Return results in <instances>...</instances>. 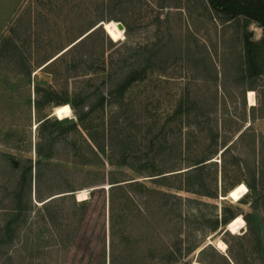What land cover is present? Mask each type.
I'll return each mask as SVG.
<instances>
[{
	"label": "trees",
	"instance_id": "16d2710c",
	"mask_svg": "<svg viewBox=\"0 0 264 264\" xmlns=\"http://www.w3.org/2000/svg\"><path fill=\"white\" fill-rule=\"evenodd\" d=\"M136 1L91 0L89 4L94 8L88 10L101 11V14L81 18L79 5L75 0H48V3L45 0H37V7L50 6L47 9L51 13H56L66 5L68 6L65 16L62 18L68 23L64 35L61 32L54 35L46 32L42 27L48 20L42 11H38L37 47L40 46L37 56L38 68L50 69L47 72L53 76V79L62 74L58 71L61 67L65 69L67 73L65 78L68 79L80 75L95 76L106 72L110 75H105L94 84L92 77L89 76L85 80L87 83L74 86L71 94L64 91L69 99L65 98V100L56 102L55 105L69 104L76 118L71 123L61 122L63 119L51 118V113L40 118L38 125H41V130L50 126L54 128L55 132L52 131L48 137H45L44 132L40 131L41 140L35 147L39 159L33 161L32 158L19 157L14 158L13 161L12 155L0 152L2 161H6L11 173L16 175L14 178L16 179L15 187L9 194L6 189L7 181H5V186H0L3 189L0 191V206H6L3 201L8 196L11 197L12 206H16L9 218L3 219L0 224V249L10 242L13 235L18 232L31 207L40 204L41 207L46 208L45 205H49L56 198L73 195L79 188L69 179L72 175L83 172L90 177V180L82 185L84 188H90L89 195L91 197L100 190L107 194V206L102 208L104 211L103 244L98 251L96 264H176L200 246V242L193 241L191 236L194 229L201 227L203 222L212 223L211 232L222 230L220 227L226 226V229L231 233L241 230L246 223L247 230L239 239V248L233 250L228 245L227 257L223 254L220 255L226 264H240L239 257L242 253L250 255L262 251V239L257 233L251 213L245 214L244 218L241 214L226 217L222 211L227 208H221L220 216L216 215L212 219L205 216L198 219L196 216L198 221L192 226L191 218L194 215L182 214L183 205H213L202 200L149 187L140 178H147L155 183L162 180L158 184L165 187L208 198H217V190H210L204 181L203 173L209 166L216 163L213 158L218 152L221 155L228 153L236 142L247 137L254 150H258L259 160L254 162V170L258 174L259 183L263 184L258 187L257 183L245 182L250 193L255 194L257 199L261 200L264 210V134L257 132L251 123L246 124L248 119L253 121L256 118L264 117V115H253L255 106L247 105L246 99L247 91L251 90L246 87L247 81L256 78L261 73L260 61L264 54V0H206L210 10L217 15H222L224 17L222 20L225 23L243 17L246 23H258L263 33L258 42L253 41L246 33L242 36L240 61L231 83L241 88L238 99L244 115L239 117L234 114L228 115L227 112L222 113L221 123L232 122L235 124V134L230 141L223 142L220 149L217 148V127H211L208 124L209 119L203 120L207 124L197 130L204 134L206 143L202 144L201 140L197 142L192 140L190 136L194 137L195 129H188L185 145L182 144L181 139L174 138L172 140L170 137L171 134L181 133V115L188 116L193 108L197 107L188 96L185 99H178L171 113L158 111L155 108L158 105L153 106L154 109L150 108L151 103L146 101L147 98L140 99L138 96L128 98L129 90L135 85L143 84L150 71L164 69L161 63L164 62L162 56L165 54L166 45L163 43L151 49L146 44L139 45L135 53L130 52L123 60L98 61L96 59L95 68H89L94 65V62L84 59L85 56L90 55L89 50L93 52L98 46L103 49L108 44L109 46L115 45L113 40L123 38V31L115 21L122 22L126 43H129L130 32L134 30L139 18H133L128 12ZM56 17L61 19L62 16L57 14ZM58 19L54 24H58ZM103 23L109 35L102 27ZM2 40L3 47L0 49V53L4 51L5 47L17 48L16 44L9 41L8 38H6L7 41L5 38ZM8 41L10 45H8ZM169 42L172 43L173 40L171 39ZM126 47L131 48L130 45H126ZM52 51L55 52L52 53ZM206 53L210 58V52L206 50ZM139 55L140 57H138ZM209 64L213 68L217 80V75L221 73L222 76V72L217 71V67L211 64V60ZM159 65H161L160 68H158ZM78 69L81 74L71 75V71ZM217 87L225 88L222 79L220 85L216 84L215 87L214 108L220 100L225 105V96L219 98ZM40 92H44L45 95L43 98L39 96L35 102L37 113L44 105L53 101V96L59 97L58 91L53 86L48 89L37 86V95ZM211 109L213 110V108ZM207 113L208 110H205L195 115L207 117ZM52 119L53 121H51ZM95 121L97 122L95 123ZM170 124H174L175 127L169 126ZM80 127L87 132L92 141L90 149L95 158L80 156L79 147L75 142H71V149L78 158L66 160L67 162L74 166L93 167L106 163L111 166H125L140 178L127 177L122 173L118 174L112 171L105 173L95 169L78 170L74 167L53 164L44 160L54 157V145L59 138L79 131ZM97 133L104 143L96 142L94 134ZM171 154L176 161L169 166L167 157H171ZM231 163L236 165L240 172L248 167L247 160L240 156H233ZM2 168H0L1 173ZM45 168L64 173L66 176L63 179V186L58 188L57 192L47 196L42 193L41 189ZM170 177L179 179L178 183L170 184L168 181ZM105 185H109L107 189ZM224 187L221 189L222 196L228 192ZM56 194L62 195L52 197ZM79 204L82 206L77 207L82 208L81 218L83 219L91 206H88L89 201L85 200L80 201ZM46 216L44 215V217ZM81 218L80 220H82ZM182 226L186 228L184 234H181ZM249 236L254 237V248L252 249L246 245L249 242ZM207 248L213 249L211 245H207L199 251V254H203ZM194 262L196 261H193L192 264Z\"/></svg>",
	"mask_w": 264,
	"mask_h": 264
},
{
	"label": "rangeland",
	"instance_id": "374dc122",
	"mask_svg": "<svg viewBox=\"0 0 264 264\" xmlns=\"http://www.w3.org/2000/svg\"><path fill=\"white\" fill-rule=\"evenodd\" d=\"M45 1L48 3V0ZM75 1L79 5L81 18L101 14V11L92 12L88 10L94 8L89 4L91 0ZM48 7L50 6L46 8L37 7V0H0V49L3 47L2 38L5 40L8 38L17 46L16 49L5 47L4 51L0 53V152L12 155L13 161L14 158L19 157L32 158L33 161L39 159L35 147L37 142L41 140L40 131L44 132L45 137H48L52 131L55 132L54 128L50 126L41 130V125H38L39 120L48 113H51V118L54 117L59 120L54 114V109L58 106L55 105L56 102L68 98L64 91L71 94L74 86L85 85L87 83L85 80L89 76L92 77L94 84L108 75L106 72L95 76L80 75L68 79L65 78L67 74L65 69L61 67L62 69L60 68L58 71L62 74L53 79V76L47 72L50 69L38 68L37 56L40 50V46L37 47L38 11H42L47 18L48 21L42 28L50 34L54 35L61 32L64 35L68 25L62 19L67 12V5L56 13L49 12ZM128 13L133 18H139L134 30L130 32L129 43H126L122 22L115 21L123 31V38L113 40L110 37L115 45L109 46L108 44L103 49L98 46L93 52L89 50L90 55L84 57L88 62H94V65L89 68H95L96 59L98 61L123 60L130 52L135 53L139 45L146 44L151 49L163 43L166 45L165 54L162 56L164 62L161 63L164 69L150 71L148 78L143 83L146 86L143 84L133 86L128 92V98L136 96L140 99L147 98L146 101L151 103L150 108L158 105L155 107L158 111L171 113L178 99H185L188 96L197 107L193 108L190 115H181L180 126L182 131L178 134H171L170 137L172 140L174 138L181 139L182 144L185 145L188 129H195L194 137L190 136L192 140L194 142L201 140L202 144L206 143L204 134L197 132V130L207 124L203 120L209 119L210 123L208 122V124L211 127H217V148L220 149L223 142L230 141L235 134V124L232 122L221 123L222 113L227 112L228 115L234 114L239 117L244 113L238 99L241 88L231 83L240 61L242 36L246 33L253 41L258 42L263 34L259 24L255 22L246 23L243 17L225 23L222 20L224 18L222 15H217L210 10L206 0H137ZM57 14L62 16L61 19L56 17ZM104 14L107 15L106 12ZM57 19L59 21L56 25L54 23L57 22ZM102 27L105 30L103 25ZM171 39L173 40L172 43L169 42ZM9 41L8 45H10ZM126 45H130L131 48H127ZM206 50L210 52V58H208ZM262 56L260 75L248 80L246 85L255 93L256 106L252 112L255 116L264 115V54ZM210 60L211 64L217 67V71L222 72V76L221 73L217 75V80L214 70L209 64ZM70 73L71 75L81 74V71L78 69ZM221 79L224 81L225 88L217 87V94L219 98L225 96V105L220 100L214 108L215 87L216 84L220 85ZM37 86L44 89L53 86L59 93V97L53 96V101L44 105L39 113L35 108V102L39 96L43 98L45 93L40 92L37 95ZM205 110H208L207 117L195 115ZM75 119L71 110V115L61 122L71 123ZM248 123H251L257 132L264 134V118H256L253 121L248 119L246 124L248 125ZM172 127L175 125L173 124ZM94 136L96 142L104 143L98 133ZM71 142H75L79 147L80 156L95 158L90 149L92 141L87 132L80 127L79 131L71 132L65 137L59 138L54 145V157L44 160L53 164L74 167L78 170L95 169L105 173L112 171L118 174L122 173L123 176L140 178L139 175L125 166H111L107 163L93 167L72 165L66 160L78 157L74 155L75 153L71 149ZM170 156L167 157L169 166L176 161L172 157L173 154ZM233 156L246 159L247 169L238 171L236 165L231 163ZM0 160V168L3 167L2 173L0 171V186H5V181H7L6 189L9 194L15 187L16 179L14 178L16 175L11 173L6 161H2L1 156ZM213 160L216 163L209 166L203 174L205 176L204 181L210 190H217V198H208L165 187L158 184L162 180L155 183V181L147 178L140 179L149 187L202 200L213 205H183L182 214L194 215L191 218L192 226L202 216L211 219L216 215L220 216L221 208H227V210L222 211L226 217L241 214L244 218L245 214L251 213L257 233L262 239L263 249L260 253L240 254L239 262L240 264H261L264 262V210L261 200H258L255 194L250 193L245 182L257 183L258 187L263 184L259 183L258 174L254 170V162L259 160L258 150H254L249 138L246 137L244 140L236 142L228 153L221 155L218 152ZM65 177L64 173L45 168L41 184L42 193L47 196L57 192V189L63 186ZM89 178L83 172L72 175L69 180L79 188L73 195L56 198L49 205H45L46 208L41 207L40 204L31 207V210L27 211L28 216L25 222L21 223L18 232L13 235L10 242L0 249V264H96L98 251L103 244L104 211L102 208L107 206V194L100 190L91 197L89 195L90 188H84L82 185L86 184L90 180ZM178 180L170 177L168 181L170 184H176ZM238 183L245 184L247 192L238 200L228 198L229 189ZM108 186L105 185L106 189ZM223 187L228 190L225 196L221 194ZM1 190L3 191L0 187ZM78 194L80 197L77 196ZM58 195L62 194H56L52 197ZM82 200L89 201L88 206H91L83 219L81 218L83 210L77 207L82 206L79 204ZM3 202L6 206H0V224L3 219L9 218L13 208L16 207L12 206L10 196ZM44 215L47 216L44 217ZM211 226L212 223L203 222L201 227L194 229L191 238L193 241L200 242V246L176 264H192L193 261H196L194 264H226L220 255L223 254L227 257L228 245L233 250L239 248V239L246 233L247 225L245 223V226L236 233L229 232L226 226H221L222 230L218 229L211 232ZM185 230L186 228L182 226L181 234H184ZM248 239L247 247L254 248V237L249 236ZM209 240L212 241L213 249L207 248L203 254H199L197 251L207 246ZM216 240H221L225 244L223 250L215 246Z\"/></svg>",
	"mask_w": 264,
	"mask_h": 264
},
{
	"label": "bare ground",
	"instance_id": "6f19581e",
	"mask_svg": "<svg viewBox=\"0 0 264 264\" xmlns=\"http://www.w3.org/2000/svg\"><path fill=\"white\" fill-rule=\"evenodd\" d=\"M247 100L250 106L254 105L255 102V93L252 90H249L247 92ZM54 114L59 118V119H64L68 116L71 115V107L69 106V104H62L57 106L54 109ZM247 192V187L245 186V184L243 183H239L237 185H235L233 188H231L227 194V197L233 200H238L240 199L245 193ZM77 196L80 197V194H78ZM215 246L220 249L223 250L225 248V244L221 241V240H216L215 241Z\"/></svg>",
	"mask_w": 264,
	"mask_h": 264
},
{
	"label": "water",
	"instance_id": "95a60500",
	"mask_svg": "<svg viewBox=\"0 0 264 264\" xmlns=\"http://www.w3.org/2000/svg\"><path fill=\"white\" fill-rule=\"evenodd\" d=\"M102 25L104 26V23H103ZM220 196H221V195H220ZM221 199H224V198H221ZM207 245H213V244H212V241L209 240V241L207 242ZM201 249H203V248H200V250H201ZM200 250H198L197 252H199Z\"/></svg>",
	"mask_w": 264,
	"mask_h": 264
},
{
	"label": "crops",
	"instance_id": "0c3cea01",
	"mask_svg": "<svg viewBox=\"0 0 264 264\" xmlns=\"http://www.w3.org/2000/svg\"><path fill=\"white\" fill-rule=\"evenodd\" d=\"M253 91V90H252ZM247 98V97H246ZM255 102H256V100H255ZM248 103V102H247ZM252 106H256V103L254 104V105H252ZM264 118V117H263Z\"/></svg>",
	"mask_w": 264,
	"mask_h": 264
}]
</instances>
